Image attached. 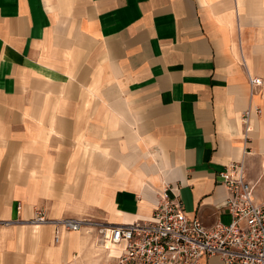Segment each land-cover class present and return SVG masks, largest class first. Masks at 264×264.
Masks as SVG:
<instances>
[{
	"label": "crops",
	"instance_id": "crops-1",
	"mask_svg": "<svg viewBox=\"0 0 264 264\" xmlns=\"http://www.w3.org/2000/svg\"><path fill=\"white\" fill-rule=\"evenodd\" d=\"M239 160L263 200L264 0H0V264L106 257L36 212L126 225L166 191L228 224L218 174Z\"/></svg>",
	"mask_w": 264,
	"mask_h": 264
},
{
	"label": "built area",
	"instance_id": "built-area-1",
	"mask_svg": "<svg viewBox=\"0 0 264 264\" xmlns=\"http://www.w3.org/2000/svg\"><path fill=\"white\" fill-rule=\"evenodd\" d=\"M261 85L259 78H249L251 94H256ZM259 114V108L243 113L244 139L252 131L250 120ZM218 175L226 192L220 209L229 212L228 224L203 226L197 218L187 217L177 197L168 196L166 191L157 196L150 218L131 224L51 221L40 213L28 223L53 224L56 243L61 231L77 232L87 225L96 227L101 246L120 252L104 264H205L211 257L219 258L220 264H264V199L255 198L241 160L227 163Z\"/></svg>",
	"mask_w": 264,
	"mask_h": 264
},
{
	"label": "rangeland",
	"instance_id": "rangeland-1",
	"mask_svg": "<svg viewBox=\"0 0 264 264\" xmlns=\"http://www.w3.org/2000/svg\"><path fill=\"white\" fill-rule=\"evenodd\" d=\"M260 88V87H259ZM159 195V194H158ZM20 208V206H18V209ZM36 213H40V212H36ZM35 213V214H36ZM35 214H34V216H35ZM40 214H42V213H40ZM44 215V214H43ZM33 216V217H34ZM45 216V215H44ZM32 217V218H33ZM31 218V219H32ZM46 218V217H45ZM30 219V220H31ZM46 219H48V218H46ZM49 220V219H48ZM63 220H65V219H63ZM72 220H79V219H72ZM51 221H60V220H51ZM29 222V221H28ZM95 223H97V222H95ZM100 224H102V223H100ZM31 225V224H30ZM45 225V224H44ZM51 226H52V228H53V237H54V227H53V224H50ZM31 226H33V225H31ZM40 226V225H39ZM33 227H38V226H33ZM82 229H84L85 230V232L86 233H90V234H95V242H96V244L97 245H99V243H100V236H99V234H98V232H97V228L96 227H93V226H90V225H87V226H82L81 227ZM80 231V230H79ZM62 232H64V231H61V233ZM68 232H76V231H68ZM53 242H54V240H53ZM54 243H56V242H54ZM99 247L103 250H105L106 251V257L102 260V262H100L99 264H101V263H106L107 261H110L113 257H115V256H117V255H119L118 253H120V252H118V251H115L112 247H107V248H103L102 246H101V243H100V245H99ZM112 250H113V252H112Z\"/></svg>",
	"mask_w": 264,
	"mask_h": 264
},
{
	"label": "bare ground",
	"instance_id": "bare-ground-1",
	"mask_svg": "<svg viewBox=\"0 0 264 264\" xmlns=\"http://www.w3.org/2000/svg\"><path fill=\"white\" fill-rule=\"evenodd\" d=\"M251 78V77H250ZM261 80V79H260ZM261 84H262V81H261ZM112 252H113V250H112Z\"/></svg>",
	"mask_w": 264,
	"mask_h": 264
}]
</instances>
